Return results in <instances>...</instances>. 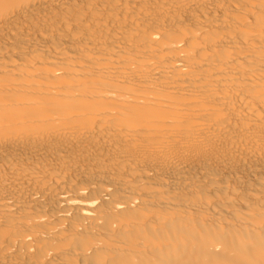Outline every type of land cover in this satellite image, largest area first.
Instances as JSON below:
<instances>
[{"label":"bare ground","instance_id":"1","mask_svg":"<svg viewBox=\"0 0 264 264\" xmlns=\"http://www.w3.org/2000/svg\"><path fill=\"white\" fill-rule=\"evenodd\" d=\"M0 264H264V0H0Z\"/></svg>","mask_w":264,"mask_h":264}]
</instances>
